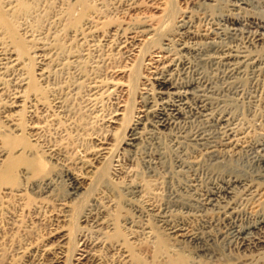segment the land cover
Here are the masks:
<instances>
[{"label": "bare ground", "instance_id": "bare-ground-1", "mask_svg": "<svg viewBox=\"0 0 264 264\" xmlns=\"http://www.w3.org/2000/svg\"><path fill=\"white\" fill-rule=\"evenodd\" d=\"M260 2L98 0L68 40L87 43L71 63L101 48L104 74L91 75L88 100L94 106L108 94L117 105L106 130L112 139L104 135L96 145L83 142L90 122L67 117L61 94L45 105L33 77L25 95H7L0 82V179L17 170L16 142L29 140L18 153L34 164L22 171L28 181L16 194L69 204L61 211L66 223L55 229L67 226L58 237L61 247L70 245L59 247L66 264H99L103 248L116 250L122 264H143L145 255L173 264H255L264 257V16L249 13ZM251 24L259 32L245 31ZM101 25L109 29L100 32ZM12 44L1 57L6 72L25 51ZM27 93L36 95L37 117L28 126L13 110H24ZM44 131L59 140L45 145ZM81 221H92L98 234L90 249L80 248ZM143 231L153 234V246L137 240Z\"/></svg>", "mask_w": 264, "mask_h": 264}, {"label": "rangeland", "instance_id": "rangeland-1", "mask_svg": "<svg viewBox=\"0 0 264 264\" xmlns=\"http://www.w3.org/2000/svg\"><path fill=\"white\" fill-rule=\"evenodd\" d=\"M182 1L184 2L185 0ZM97 2L98 0H0V15L5 14L6 18L9 20L8 23H4L6 22L5 20L0 23V82L2 81L5 83L7 95L15 91H20L25 95L28 87L27 84L30 79L29 77H33L37 80L38 84H40V88L44 89L46 92L45 95H50L49 97L45 96V105H49V102H51H46L47 99L52 100L53 95H56V93L59 95L61 94L60 96H63L65 100L63 105L67 117H72L73 120L75 117L78 118V120L84 119V121L90 122L85 130H81V132H84L85 137L83 142H88V145L99 144L100 140L101 142L103 141L102 138L104 135H106L104 136L107 138L105 139L106 141L112 139L111 134L108 135L106 130L111 129L110 126L112 124L109 122L111 119H109V114L117 107L116 104H113V95L109 96L108 94H103L99 96L94 106H92V104L95 102L92 101L94 102L92 103L88 100V94H93L95 92V90L90 88L89 82L92 81L90 78H93L92 76L104 74L102 63L97 56L98 53L102 52L99 51V49H101L99 46L97 47L98 50L92 51V54L88 55V57L85 56L83 60L71 63V60H74L76 56L83 53L81 52L83 49L87 48V43L79 44L78 41L68 42L72 32L71 29H73L74 25L83 22L87 18L86 16L91 14V12L96 9V6L98 7ZM23 4L27 9H24ZM256 4L257 8H252L249 13L254 15L253 17L258 15L264 16V0ZM110 16L116 17L117 15L111 13ZM13 23L16 26V28L14 27L16 31L15 34L13 33L14 31L12 34L10 33ZM103 28V26L100 28V32H102V30L105 32L109 29L107 26L105 27L106 30ZM258 29L259 27L257 25L251 24L245 28V31L248 33H257ZM6 32L10 33L11 38L5 34ZM9 43L15 47L20 43L25 46L24 52H22L21 47H18L19 45L17 46V51L23 54L21 61L22 63L24 62V66L20 63V65L15 66V69L12 67L13 69L11 68L6 72L3 68L2 62L4 61L1 57L4 56L3 53L6 51V48H8ZM100 43L99 45H101ZM58 48L62 50L59 49L60 51H58ZM50 51L51 54L49 55ZM52 51H54V53ZM50 59L52 60L51 63ZM61 60L64 62L67 61V63L63 66H59L62 62ZM43 71H45L44 75H41ZM77 75H79V77ZM80 77H82V80L80 79L81 82L79 83L80 80L78 81V78ZM75 84L76 87H78L72 91L75 87L73 85ZM1 86L3 87L4 85H0V88ZM34 97H36L34 93L28 94L27 105L20 113V108H13V110L18 111V116L21 115L26 126L30 124L29 121L37 120V117H32V110L35 108L31 106L34 105V103L36 104V98ZM0 108L1 114L3 111V104L0 105ZM1 126H5V122L4 118L0 115V127ZM1 130L2 128H0V131ZM29 131L31 130L26 128L23 135L31 140L29 135H27ZM52 132H42V139H45V145H53V143L55 144L56 141L59 140L57 136L59 134L55 135V133L52 134ZM81 140H78L79 143H81ZM29 143L27 139L16 142L15 146L17 147L14 155H19L14 158V160L17 163V170L15 172L6 173L4 179H0V264H66L68 257H63L64 254H61L59 247L63 250H67L70 245L65 244V246L61 247L63 243H61V239L58 240V237L63 234L61 231L66 229L67 226H64V228L60 227L59 230L55 229L66 223L63 220L64 217L61 216V211L69 204L59 205L60 202L58 201L53 202L43 198H36V196L31 193L26 194L23 199H20L16 194L17 188L28 181V179L23 177L22 171L24 169L31 170L33 168L34 160L28 158L26 152L22 154L18 153L19 149L27 148ZM37 143L35 142L36 149L43 150L42 148L45 147L43 142ZM82 148L83 146L81 150ZM95 149L97 148H94L93 152H95ZM81 150L79 152H81ZM90 155L91 154H88V157L91 158ZM69 157L72 158L71 161H74L75 158L73 154H69ZM71 163L73 164L74 162ZM60 192L64 197H68L66 196V186H63ZM122 220L123 219L120 218V222ZM91 223L92 221L80 222L81 233L84 237V240L82 236L79 238H82L80 242L81 249L85 247L86 249H90L92 247V240L98 235L93 230ZM144 232L146 233V231L139 233L140 236L138 235L137 240L142 241L144 245L153 246L155 243L153 234L149 233L148 235L147 232L145 235ZM83 241H87L88 243L86 242L84 245L83 243L85 242ZM79 252L83 253V251ZM100 253L102 260L101 262L99 261V264H122L121 261H119V254L116 250L103 248ZM79 256L80 255H77L76 258ZM87 263L91 264L90 261ZM70 264H78V261L73 258ZM143 264L173 263L169 258L161 260L159 257L145 255ZM188 264L202 263L194 259ZM255 264H264V257L257 260Z\"/></svg>", "mask_w": 264, "mask_h": 264}]
</instances>
